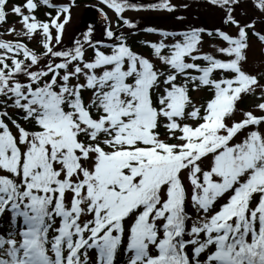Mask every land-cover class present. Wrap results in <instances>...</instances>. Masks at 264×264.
I'll use <instances>...</instances> for the list:
<instances>
[{"label":"snow or ice","instance_id":"obj_1","mask_svg":"<svg viewBox=\"0 0 264 264\" xmlns=\"http://www.w3.org/2000/svg\"><path fill=\"white\" fill-rule=\"evenodd\" d=\"M76 3L0 0V264H264V0Z\"/></svg>","mask_w":264,"mask_h":264},{"label":"rangeland","instance_id":"obj_2","mask_svg":"<svg viewBox=\"0 0 264 264\" xmlns=\"http://www.w3.org/2000/svg\"><path fill=\"white\" fill-rule=\"evenodd\" d=\"M94 3H85L84 1H78L76 3V7L72 10V21L71 23L68 25L67 28V32L65 33L64 39L65 41H69L70 40V36L75 33L77 30H81L85 25L93 23L94 21H92V19L96 20L97 19V15H95V17L93 16V11H94ZM165 12L159 11V12H154L151 14V16H149L147 18V20L149 22H159V17L161 18H165L166 14H162ZM126 16L128 17H133L135 15H142L141 13H130V12H126L125 13ZM165 16V17H164ZM156 17V18H154ZM11 17H10V21H11ZM18 26V25H17ZM247 103L250 102H246L245 106H247Z\"/></svg>","mask_w":264,"mask_h":264},{"label":"trees","instance_id":"obj_3","mask_svg":"<svg viewBox=\"0 0 264 264\" xmlns=\"http://www.w3.org/2000/svg\"><path fill=\"white\" fill-rule=\"evenodd\" d=\"M135 48V47H134Z\"/></svg>","mask_w":264,"mask_h":264}]
</instances>
